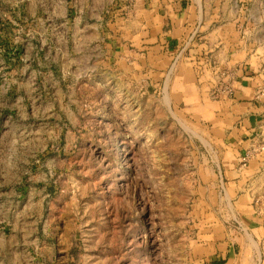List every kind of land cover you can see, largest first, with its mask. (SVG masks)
<instances>
[{
	"label": "rangeland",
	"instance_id": "1",
	"mask_svg": "<svg viewBox=\"0 0 264 264\" xmlns=\"http://www.w3.org/2000/svg\"><path fill=\"white\" fill-rule=\"evenodd\" d=\"M224 5L232 52L264 73V0ZM67 6L0 0V139L22 145L1 164L23 184L0 203V264H203L206 237L240 229L210 127L103 72Z\"/></svg>",
	"mask_w": 264,
	"mask_h": 264
},
{
	"label": "crops",
	"instance_id": "2",
	"mask_svg": "<svg viewBox=\"0 0 264 264\" xmlns=\"http://www.w3.org/2000/svg\"><path fill=\"white\" fill-rule=\"evenodd\" d=\"M228 1L66 0V16L77 17L103 72L128 86L143 83L146 96L166 92L210 127L211 176L222 184L215 192L226 193L240 229L206 237L203 264H264V73L232 52ZM21 146L0 139L1 204L23 188L22 176L8 177L1 164L20 160Z\"/></svg>",
	"mask_w": 264,
	"mask_h": 264
},
{
	"label": "built area",
	"instance_id": "3",
	"mask_svg": "<svg viewBox=\"0 0 264 264\" xmlns=\"http://www.w3.org/2000/svg\"><path fill=\"white\" fill-rule=\"evenodd\" d=\"M222 90H225L226 92H229V93H231L232 92V88L229 86V85H224L222 88H221ZM260 149L261 150H264V138H263V142H262V144H261V146H260ZM246 159V156L244 157V160Z\"/></svg>",
	"mask_w": 264,
	"mask_h": 264
}]
</instances>
